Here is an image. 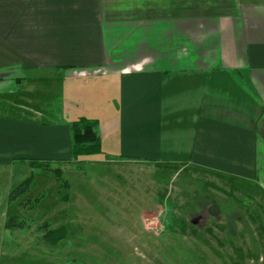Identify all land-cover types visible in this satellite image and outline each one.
Listing matches in <instances>:
<instances>
[{"label":"crops","instance_id":"obj_1","mask_svg":"<svg viewBox=\"0 0 264 264\" xmlns=\"http://www.w3.org/2000/svg\"><path fill=\"white\" fill-rule=\"evenodd\" d=\"M82 117L95 158L192 168L264 200V0H0L6 232L15 172L72 163ZM237 233L228 260L249 264ZM214 238L201 244L223 261Z\"/></svg>","mask_w":264,"mask_h":264},{"label":"rangeland","instance_id":"obj_2","mask_svg":"<svg viewBox=\"0 0 264 264\" xmlns=\"http://www.w3.org/2000/svg\"><path fill=\"white\" fill-rule=\"evenodd\" d=\"M52 88L57 100L59 87ZM48 168L15 172L12 190L28 183L9 201L7 232L11 175L0 174V264H230L227 244L237 232L238 243L254 245L242 257L264 264V200L247 199L231 183L217 185L192 168L95 157ZM63 227V239H46ZM214 237L225 243L223 261L201 244Z\"/></svg>","mask_w":264,"mask_h":264},{"label":"trees","instance_id":"obj_3","mask_svg":"<svg viewBox=\"0 0 264 264\" xmlns=\"http://www.w3.org/2000/svg\"><path fill=\"white\" fill-rule=\"evenodd\" d=\"M96 128V121L85 117H82L72 123V157L74 160L80 161V159L82 158L88 159L89 157H97L102 154L101 143L96 132ZM28 163L30 167L34 169L50 170L48 168L49 163L45 161H30ZM54 173L56 174V176L60 175L59 170H54ZM27 183L28 181H25L16 189L12 190L9 195V201H13V199H15V197H17L19 193H22L25 190ZM9 227V223H6V230H8ZM64 235L65 228L63 227L57 230L50 231L46 239H49L48 237L51 236L49 240L55 243L57 239H63ZM52 236L57 237L56 240Z\"/></svg>","mask_w":264,"mask_h":264}]
</instances>
